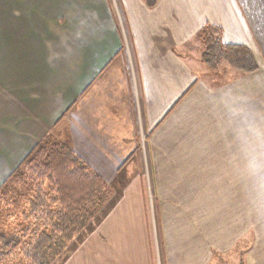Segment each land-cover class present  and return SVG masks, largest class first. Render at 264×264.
<instances>
[{"label":"crops","instance_id":"obj_1","mask_svg":"<svg viewBox=\"0 0 264 264\" xmlns=\"http://www.w3.org/2000/svg\"><path fill=\"white\" fill-rule=\"evenodd\" d=\"M120 1L125 21L114 0H0V182L61 127L110 188L72 264H264V0ZM206 24L258 69L209 70ZM159 152L172 166L231 167L230 189L199 207L160 192L139 169Z\"/></svg>","mask_w":264,"mask_h":264},{"label":"trees","instance_id":"obj_2","mask_svg":"<svg viewBox=\"0 0 264 264\" xmlns=\"http://www.w3.org/2000/svg\"><path fill=\"white\" fill-rule=\"evenodd\" d=\"M157 1L145 0L149 7ZM199 37L201 59L209 70L218 72L223 62L244 73L258 69L246 45L223 42L220 27L206 24ZM2 187L8 190L0 189V213L5 211L0 218V264H15L18 256L29 264H51L110 194L108 183L74 152L68 136L50 134L34 144ZM16 213L26 224L7 229Z\"/></svg>","mask_w":264,"mask_h":264},{"label":"rangeland","instance_id":"obj_3","mask_svg":"<svg viewBox=\"0 0 264 264\" xmlns=\"http://www.w3.org/2000/svg\"><path fill=\"white\" fill-rule=\"evenodd\" d=\"M120 2H121L120 0H114L113 6L115 9L117 18H123V20L125 21L126 15L124 16L125 12H124L123 7L120 6L121 5ZM122 33H123V37L126 42L124 22H122ZM199 57H201V54H198V58ZM189 61L193 62L192 63L193 67L197 66L196 57L194 54L189 59ZM198 64H199V61H198ZM58 129L59 130H57L58 131L57 132L56 130H54V127H53L51 129L52 132L50 135L53 137L55 136V137H60V138H66L67 136H65V132L59 133V131H63L61 130V127H59ZM22 136L25 138L24 135ZM13 139L15 138H12V136L6 137V141L1 149L5 157H9L10 154L13 153V150L15 147L14 142H12ZM24 144H25L24 140L20 142L21 146H23ZM159 153H160L159 166L154 167V168L148 167V165H146L144 162L145 165L143 166V168H139V169L141 173L143 171V174L147 180L151 178V175H157L159 177L160 181L158 183V186H159L160 192L169 191L168 193L169 196H177L179 197V199H181V201L189 202L191 207L193 206L199 207L202 202L206 203L207 206H210L211 204H215L216 192L218 190L230 189L231 171H232L231 167H226V166L224 167L172 166L170 165L167 159V156H166L167 153L166 152H159ZM141 154L143 155V160L147 162L148 159H147L146 152H141ZM139 169H138V173L140 174ZM4 170L6 172L3 173L2 175L3 177L4 175H7L8 172H10V168H5ZM2 186H3V182H0V189H3ZM10 187L12 188V186ZM7 190L8 189L4 187L3 192L5 193ZM187 190H190V191H187ZM170 191H175L176 193H173ZM152 192H153V187L151 183L149 184V188H147V193L151 194ZM183 198H185V200H183ZM149 201L151 203V204L149 203V206H152L154 208L155 198H153L152 196L151 198H149L148 202ZM182 205H185V204H181V206ZM102 208H100V210L95 216V218L98 217L97 220L102 219V213H103ZM4 215H5V211L0 213V218L3 219ZM10 216H13L15 220L13 218L10 219V222H9L10 226H8L7 229H15V228L18 229L20 226V223L21 225L26 224L25 222H23L21 214L16 213L15 215H10ZM84 230L85 231L82 233V236H87L88 234L87 226ZM73 241L74 240H72L67 245V247L63 250V252L51 264H72L73 258L77 254L81 255L80 251L82 250L81 249L78 250L77 248L78 240H75L74 242ZM15 261H16L15 264H19V263L29 264L21 256H18L17 258H15ZM161 262H162L161 259L157 257L156 264H159V263L161 264Z\"/></svg>","mask_w":264,"mask_h":264}]
</instances>
